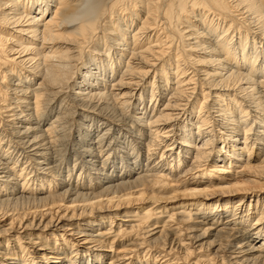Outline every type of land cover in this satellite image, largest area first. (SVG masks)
Wrapping results in <instances>:
<instances>
[{"label": "bare ground", "instance_id": "6f19581e", "mask_svg": "<svg viewBox=\"0 0 264 264\" xmlns=\"http://www.w3.org/2000/svg\"><path fill=\"white\" fill-rule=\"evenodd\" d=\"M262 191L264 0H0V264H264Z\"/></svg>", "mask_w": 264, "mask_h": 264}, {"label": "rangeland", "instance_id": "374dc122", "mask_svg": "<svg viewBox=\"0 0 264 264\" xmlns=\"http://www.w3.org/2000/svg\"><path fill=\"white\" fill-rule=\"evenodd\" d=\"M261 194H262V196L264 195L263 193H264V191H262V192H260ZM259 193V194H260ZM218 193L217 192H215V193H213V194H210V195H207V197H200V198H197V200H195V201H198V202H200V201H203V202H200V203H203V204H206V205H209V204H212L213 206H214V204L216 203L218 206H216L217 208H218V210H220V211H222L223 209H230L232 206H233V203H230V202H226L227 200H228V196H230V194H222L221 196L220 195H217ZM204 198V199H203ZM236 199L237 198H235L234 197V199H232V201H231V199L229 198V200L231 201V202H235L236 201ZM253 199V198H252ZM194 201V200H193ZM175 202H177V201H175ZM193 203V202H192ZM138 203H136V204H134V205H137ZM19 207H21L20 205H19ZM123 207H121L120 209H122ZM25 209V208H24ZM91 218H93V217H91ZM66 232V234H69V231L68 230H66L65 231ZM47 236H49L50 238H57V237H59V235L57 234V233H53V234H51V232H48L47 234H46V237ZM66 236V235H65ZM64 236V237H65ZM67 237V240H69V241H64L65 243V245L67 246L68 245V243L71 241H73V238L71 239V237H68V236H66ZM121 238H119V240H120ZM111 240V239H110ZM61 241V240H60ZM76 241V240H75ZM121 241H126V243L128 242L126 239H121ZM114 242H116V239L114 240ZM120 246H122L121 245V243L120 244H118V243H115V246L114 247H116V249H115V252H117V251H121L123 248L122 247H120ZM78 247L79 248H82L83 247V244H82V242L81 243H79L78 244ZM111 249H110V247H108V246H105V247H103L102 248V251H103V253H105L106 255H109L112 251H110ZM113 250V249H112ZM113 253V252H112ZM107 260V259H106Z\"/></svg>", "mask_w": 264, "mask_h": 264}]
</instances>
